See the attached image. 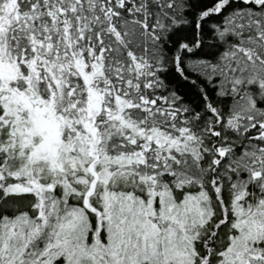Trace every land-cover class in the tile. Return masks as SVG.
<instances>
[{
  "label": "snow or ice",
  "instance_id": "snow-or-ice-1",
  "mask_svg": "<svg viewBox=\"0 0 264 264\" xmlns=\"http://www.w3.org/2000/svg\"><path fill=\"white\" fill-rule=\"evenodd\" d=\"M0 264H264V0H0Z\"/></svg>",
  "mask_w": 264,
  "mask_h": 264
}]
</instances>
